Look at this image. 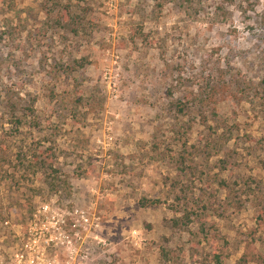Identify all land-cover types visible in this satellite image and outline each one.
Masks as SVG:
<instances>
[{
  "label": "rangeland",
  "instance_id": "rangeland-1",
  "mask_svg": "<svg viewBox=\"0 0 264 264\" xmlns=\"http://www.w3.org/2000/svg\"><path fill=\"white\" fill-rule=\"evenodd\" d=\"M44 203L121 264H264V0H0L3 243Z\"/></svg>",
  "mask_w": 264,
  "mask_h": 264
},
{
  "label": "built area",
  "instance_id": "built-area-1",
  "mask_svg": "<svg viewBox=\"0 0 264 264\" xmlns=\"http://www.w3.org/2000/svg\"><path fill=\"white\" fill-rule=\"evenodd\" d=\"M2 226L12 234L0 239V264H121L99 236V222L75 206L40 204L24 225Z\"/></svg>",
  "mask_w": 264,
  "mask_h": 264
},
{
  "label": "trees",
  "instance_id": "trees-1",
  "mask_svg": "<svg viewBox=\"0 0 264 264\" xmlns=\"http://www.w3.org/2000/svg\"><path fill=\"white\" fill-rule=\"evenodd\" d=\"M72 18H74V16H72L71 19H72ZM72 23L75 24L76 22H74V21L72 20ZM233 84L236 85V86H239V85L242 84V82H240V81H235V79H234V80H233ZM204 97L207 98V95H205ZM203 99H204V98H203ZM7 106H8V107H11L12 104L9 103V104H7ZM158 202H159L158 200H152V201H149L148 203H158ZM260 215H262L263 218H264V208H263V210H261ZM184 217L187 218L188 215H187V214H184ZM215 259H216V261L219 262V256H218V255L215 256Z\"/></svg>",
  "mask_w": 264,
  "mask_h": 264
}]
</instances>
